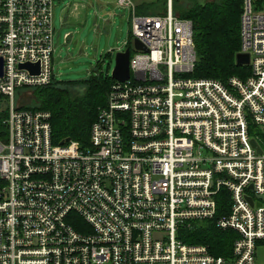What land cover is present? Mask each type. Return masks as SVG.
Masks as SVG:
<instances>
[{
  "label": "built area",
  "instance_id": "obj_1",
  "mask_svg": "<svg viewBox=\"0 0 264 264\" xmlns=\"http://www.w3.org/2000/svg\"><path fill=\"white\" fill-rule=\"evenodd\" d=\"M54 1L0 0V264H257L264 10L243 1L248 72L222 79L192 74L194 22L172 0L163 12L118 0L131 8V74L114 78L83 146L55 141L50 111L15 100L55 80ZM206 222L236 231L231 254L185 239Z\"/></svg>",
  "mask_w": 264,
  "mask_h": 264
},
{
  "label": "trees",
  "instance_id": "obj_2",
  "mask_svg": "<svg viewBox=\"0 0 264 264\" xmlns=\"http://www.w3.org/2000/svg\"><path fill=\"white\" fill-rule=\"evenodd\" d=\"M243 1H198L189 7L174 6L175 9L180 7L181 16L191 18L194 22L197 62L193 75L226 79L230 75H221L233 71L234 68L242 69V72L235 74H247V65L238 64L236 61V54L241 47L240 17ZM160 4L161 0L146 1L139 4L137 9L150 10ZM130 35L131 32L129 37ZM113 81L111 74L101 71H93L89 77L83 79H55L47 86L34 88L36 104L33 107L50 111L52 136L55 141L70 137L86 146L90 143L91 125L99 108L106 104ZM75 84H83L87 88L83 93H75V89L69 86ZM227 198L226 192H222L218 214L228 211ZM236 235L235 230L222 229L216 223L206 222L185 233L184 237L189 241L208 244L211 252L215 254L229 255L232 253Z\"/></svg>",
  "mask_w": 264,
  "mask_h": 264
},
{
  "label": "rangeland",
  "instance_id": "obj_3",
  "mask_svg": "<svg viewBox=\"0 0 264 264\" xmlns=\"http://www.w3.org/2000/svg\"><path fill=\"white\" fill-rule=\"evenodd\" d=\"M155 0H134L143 3ZM169 0L150 10L136 9L137 12H163ZM198 1L213 0H172L176 14L181 15L180 7H189ZM141 3V4H142ZM255 8L264 10V0H255ZM138 7V6H137ZM243 10V9H242ZM68 13L67 24L62 25V18ZM54 31V72L55 79L75 80L89 77L94 71L111 74L115 65L116 52L123 50L131 30V8L121 6L118 0H55L53 8ZM71 35L67 37L65 34ZM242 72L234 68L225 75ZM59 85V84H58ZM62 85V84H60ZM76 85V86H75ZM69 85L75 93H83L87 86ZM64 86V85H63ZM34 89H21L15 94L18 104L34 106ZM256 263L264 264V244L260 243L256 251Z\"/></svg>",
  "mask_w": 264,
  "mask_h": 264
},
{
  "label": "water",
  "instance_id": "obj_4",
  "mask_svg": "<svg viewBox=\"0 0 264 264\" xmlns=\"http://www.w3.org/2000/svg\"><path fill=\"white\" fill-rule=\"evenodd\" d=\"M135 46L139 49H145V44L139 40L138 38H135L134 40ZM130 58H131V43L128 44L125 49L119 50L116 52L115 56V65L112 69L111 76L113 78L123 80L130 77L131 71H130ZM236 61L238 64L246 65L250 62V55L247 52H238L236 54ZM20 67H24L29 69L31 72H38L39 70V64L38 62H23L20 63ZM3 74V59L0 56V76ZM65 139H70V137H67ZM252 142L255 146L261 151V147L257 143L255 139H252ZM248 199L252 202V198L248 196Z\"/></svg>",
  "mask_w": 264,
  "mask_h": 264
},
{
  "label": "crops",
  "instance_id": "obj_5",
  "mask_svg": "<svg viewBox=\"0 0 264 264\" xmlns=\"http://www.w3.org/2000/svg\"><path fill=\"white\" fill-rule=\"evenodd\" d=\"M68 13L67 12H65V14L63 15V18H62V25H64V24H67V19H68ZM65 35H67V37H69L70 35H71V33H69V34H65ZM128 39H129V37H128ZM127 39V40H128ZM126 43H127V41H126ZM126 43H125V45H126ZM126 47V46H125ZM124 47V48H125Z\"/></svg>",
  "mask_w": 264,
  "mask_h": 264
}]
</instances>
